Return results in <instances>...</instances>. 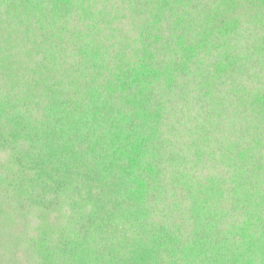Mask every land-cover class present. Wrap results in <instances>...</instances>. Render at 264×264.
I'll return each instance as SVG.
<instances>
[{"label":"trees","instance_id":"trees-1","mask_svg":"<svg viewBox=\"0 0 264 264\" xmlns=\"http://www.w3.org/2000/svg\"><path fill=\"white\" fill-rule=\"evenodd\" d=\"M0 264H264V0H0Z\"/></svg>","mask_w":264,"mask_h":264}]
</instances>
